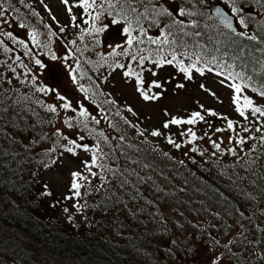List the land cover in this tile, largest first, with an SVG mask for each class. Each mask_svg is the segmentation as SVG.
I'll return each instance as SVG.
<instances>
[{"label": "snow or ice", "instance_id": "obj_1", "mask_svg": "<svg viewBox=\"0 0 264 264\" xmlns=\"http://www.w3.org/2000/svg\"><path fill=\"white\" fill-rule=\"evenodd\" d=\"M38 2L50 14L51 20L56 21V16L51 15L52 9L45 0H38ZM201 2L203 3L204 0H201ZM255 2L264 7V0H255ZM17 3L30 9L33 16H40L33 4H26L25 0H17ZM61 3L65 6V11L70 17V26L79 30L80 40H84L85 35L94 36L96 37L94 45L99 46L101 44L99 34L111 32L119 38L118 42L108 45L109 51L106 54H100V60L95 63V67L99 69L107 64L113 70L124 69L123 78L134 83L135 91L144 101H158L164 94L163 91H152L153 88L162 89L163 86L158 80H152L147 86L145 84L144 71H151L152 75H156L152 69L143 67L146 61H150L152 65L161 68L165 65H174L187 81L194 79V73L200 76H204L205 73H215L222 78L219 81L221 85H226L233 90L232 104L241 118L248 119L249 115L256 116L257 114L259 117H264V105H258L252 96L246 94V89L251 88L253 93H258L260 98H264V59L257 60L259 72L262 74L259 81L245 71V66L242 63H237L240 57L244 55L245 46L240 43L241 40L246 39L250 42L255 41L264 45V19L256 21L255 17L259 13L254 12L251 8L246 10L242 6L245 0H223L224 7L217 5L212 8L210 14L200 13L201 16H206L208 20L214 21L211 25L208 23L203 25L206 30H216V36L210 37L215 45L213 52H220L219 45L224 44L226 41L229 46H237L236 51L239 55H235L231 63L223 59V57L228 55L226 50L218 57L209 54L207 45L200 44L199 41L192 45L191 49L188 47L181 37H200L203 33L199 30L186 31L189 25L199 29L200 23L196 19L186 21L185 17L194 16L196 13L182 6L177 0H167V5L161 0H74V3H70V0H61ZM74 8L81 9V15L86 17L82 22L87 25V28H82L81 24L77 23L78 17L72 14ZM144 21H148L147 26H145ZM254 21V28H250V24ZM46 27L48 28L47 34L49 38L58 36V33L52 30L51 25H46ZM150 27L157 28L158 34L150 35ZM16 28L25 30L26 37L30 36L31 38L30 43L35 45L36 48H44L46 51L43 53L34 52L26 39L18 38V34L15 32ZM28 28L29 26L23 22L20 8L15 7L12 0H0V37L7 38V40L22 46L25 49L23 55L30 57L34 64L38 66V69H43L45 72L53 74L62 69L67 74L71 84L78 87L79 92L83 93L84 96L83 99L74 103L69 96L62 94L59 88L54 85L40 83L39 76L33 73L32 69L23 61L22 56L16 55L15 61L19 62L18 67L23 69V72H18L12 63L0 61V64H5L9 73L5 75V72L0 69V121L13 115L19 116L20 113L31 112L33 115H37L31 107L32 104H37L46 110L47 113L58 118L61 125L60 127H55L52 131V135L57 139L46 149L45 155L48 160L43 162V167L51 168L54 165L62 164L65 154L77 159H79L81 151L90 154L87 159L81 160L83 170L71 172V195L65 197L66 199L71 200L81 197V189L86 184H91L90 177H92L100 181L98 185H95L97 191L105 190L108 193L107 199H115L126 209L128 208V202L121 199L117 192L123 193L131 201L143 198L148 205H152L154 201L147 200L137 186V184H145L147 181L134 167H131L133 164L139 166L140 161L131 160V157L123 151L120 143L115 147L111 146L110 137L103 131L97 132L95 128L89 127L90 120L97 125L101 121L96 115L90 113L84 101L95 103L93 97L98 93L100 95H103V93L99 91L98 84L86 87L80 82L86 72L81 70L80 57L83 56L84 50L75 47L77 40H70L68 44L72 47H67L65 49L66 54L58 56L52 50L51 39L47 43L42 44L39 39L41 36L40 31L35 27L28 31ZM65 30L66 26H61L59 32L64 33ZM221 37L223 39H220ZM145 45H155L156 47L150 48ZM86 47L87 45H85ZM0 48L5 53L14 52V49L4 39H0ZM259 50L264 53V48ZM78 53L79 56L77 55ZM43 56L48 57L47 62L42 58ZM121 57L130 58L139 67L119 62L118 58ZM183 57H187V62ZM109 58H111V63H109ZM88 62L92 63V61ZM253 71H256V69L254 68ZM21 76L25 77V79L20 80ZM13 79H16L21 87L24 84L30 85L34 89V93L55 97L58 103H47L39 97L34 100L33 95H30L27 91H21V87L13 86ZM104 79L107 80V77H104ZM177 87L184 89L185 84L180 83ZM200 88L204 89L205 86L201 84ZM211 95L215 96L216 93L212 92ZM103 103L114 105L116 101L106 99ZM198 106L213 117L218 115L214 110L205 108L203 104H198ZM99 111L103 112L104 109L100 108ZM127 111L136 115L131 106H127ZM205 119L206 117L201 111H193L186 119L171 117L163 123V128L167 129L171 125H195L198 122L205 121ZM48 123H51V120ZM125 123L131 124L127 120ZM131 126L136 127V125ZM235 127L236 122L228 119L227 128L235 131ZM81 130L86 132L89 137L95 134L94 143L84 142L85 135L80 134ZM224 130L223 128H217L216 132H223ZM262 130L264 129H256L257 132ZM244 131L248 132L249 129L245 128ZM149 134L152 137L163 135L159 129H152ZM139 135L143 136L144 132L141 131ZM181 135L188 137L185 142L189 144L194 143L198 139H203V137H197L196 132L191 128H188ZM249 138L256 139V137ZM125 139L124 135H120L118 142H123ZM166 139L167 143L174 148L180 149L182 147V144L177 142L171 135H168ZM258 139L261 144H264V135H261ZM102 142L109 145L108 151L103 150ZM210 142L217 152L224 151L221 148V143L216 140H211ZM235 143L243 146L246 143V139L237 134ZM127 147L131 148L133 146L129 144ZM58 149L60 150L59 155L53 158L52 154L56 153ZM191 151L198 152L199 148L193 147ZM118 152L120 155L117 154ZM217 152H213L212 156H216ZM227 152L232 157L238 158L239 162L234 161L231 165L233 169L237 167L244 168L247 165L249 170H254L260 166L257 158L251 157V149L243 155L238 153L236 147L228 148ZM121 155L125 159L122 160ZM165 155L168 154L165 153ZM200 155L203 156L204 153L200 152ZM245 157L250 158L246 160ZM180 163H183V161H180ZM148 167V164L142 165L143 169ZM85 172H87V175H85ZM236 176L238 179L240 178L239 173ZM151 179V177L147 178V180ZM260 179L264 180V174L260 176ZM251 182L253 184L256 183L255 180ZM47 187V184L44 185L45 189ZM154 191L158 194V198L160 196L164 197V204L161 206L159 215L154 213H150V215L161 226L172 223L175 229L165 244L164 259L169 261L170 264H196L198 260L201 264H264V227H259L258 233L253 231L249 235L248 223L252 221L248 219L246 223L244 222L248 211L247 208L238 212L237 220L233 223L224 225L212 223L211 231H209L200 221L199 216L195 217V223L191 221L187 224L183 223L182 221L185 219L183 214L178 220L169 221L164 215L163 208L172 206L169 204V199L175 195V192L166 193L158 187ZM42 195L50 196L52 193L45 191ZM247 195L250 201L254 202L257 200L256 195L252 193ZM260 195L264 196V189L261 190ZM85 206L79 201L74 205L78 210L83 209ZM252 207L251 216H255L257 211L264 215V203L260 205L259 209L256 208L255 204ZM65 211H68V209H65ZM143 211L144 207H140L138 210V212ZM138 212H133L132 215H138ZM213 215L218 217L219 213H213ZM165 231H167L166 228ZM221 235L226 236L223 243L220 238ZM205 253H207L206 257L204 256Z\"/></svg>", "mask_w": 264, "mask_h": 264}, {"label": "trees", "instance_id": "obj_2", "mask_svg": "<svg viewBox=\"0 0 264 264\" xmlns=\"http://www.w3.org/2000/svg\"><path fill=\"white\" fill-rule=\"evenodd\" d=\"M35 2L36 0H25L26 4H33L40 16H33L30 9L19 5L17 0H12L13 5L20 8L23 22L30 28L35 27V23L43 17L41 9ZM161 2L167 5V0ZM177 2L196 13L194 16L185 17L186 21L196 19L200 23L199 29L189 25L186 31L199 30L203 33L200 37H181L190 49L199 41L200 44L207 45V52L211 55L220 57L226 50L228 55L223 59L228 63L232 62L235 55H239L236 51L237 46H229L227 41L219 45L220 52H213L215 45L210 37L216 36V30H206L203 25L205 23L211 25L214 21L200 15V13L210 14V0H204L203 3L201 0H177ZM242 6L246 10L251 8L259 13L255 17L256 21L264 19V7L255 0H245ZM144 23L145 26L148 25V21ZM254 23L255 21L250 24V28H254ZM154 31L158 33L157 28H149L150 35H154L152 34ZM240 43L245 46L244 55L237 63H242L245 71L259 81L262 74L259 72L257 60L264 59V53L259 50L264 48V45L246 39L241 40ZM183 58L187 62V57ZM118 59L126 65L139 67L128 57ZM152 66L156 69L155 73L161 70L159 69L161 67L152 65L150 61L145 62L144 67ZM164 67L177 70L174 65ZM254 68L256 71H253ZM110 70L111 73L116 70L124 71L113 68ZM147 72L144 71L143 74ZM104 100L102 97L97 103L101 107L104 105L103 109L109 116ZM117 113L113 112L112 117L109 116L112 128L117 134L110 137V144L115 147L120 143L131 160L140 161L139 166L133 164L131 167H134L147 182L137 186L144 197L153 200L154 203L148 205L143 198L131 201L123 193L117 192L121 199L128 202L126 209L115 199H107L108 193L105 190L97 191L95 185L100 181L91 177V184L85 185L84 190V200H86L84 205L91 216V225L82 227L62 223L60 218L49 212L53 209L52 201L48 202L50 196L42 195L50 186L45 178L47 171L56 167V165L51 168L43 167V162L48 160L45 152L49 147L45 148V146L48 143L52 145L56 140L52 132L45 133L41 124L37 122L36 115L31 112L20 113L19 116L13 115L0 121L1 264H170L164 259L165 244L175 229L172 223L161 226L150 215V213L159 215L164 204V197L158 198V194L154 191L157 187L166 193L175 192V195L169 199V204L172 206L163 208L164 215L169 221H176L183 214L185 218L183 223L187 224L189 221L195 223V217L199 216L206 229L211 231L212 223L231 224L237 220L238 212L247 208L244 222L246 223L248 219L252 221L248 223L249 235L253 231L258 233L259 227H264V215L257 211L255 216H251L253 204L259 209L264 203V196L260 195L261 190L264 189V180L260 179L264 174V144L256 139L251 140L245 144L241 154L251 149L250 155L257 158L259 167L249 170L246 165L244 168L233 169L231 167L233 162L239 161L229 152L217 153L216 156H212L215 151L205 152L200 148L198 152H193L191 151L193 147H188L176 134V140L180 141L182 147L171 149L173 146L165 139L169 147L165 148L151 141L145 134L139 135L138 129L131 126L134 123L125 115L121 113L117 115ZM126 120L131 124L125 123ZM120 135L126 137L125 141L118 142ZM129 144L133 147L128 148ZM102 145L103 150L108 151L109 145L103 142ZM59 151L58 149L53 153L52 157L59 155ZM200 152L204 155L201 156ZM117 154L120 155L119 152ZM249 158L245 157L246 160ZM121 159L125 157L121 155ZM143 164H148L149 167L143 169ZM148 177L152 179L147 180ZM253 180L256 181L255 184L251 182ZM46 184L47 189L44 188ZM50 192L54 194L55 190ZM248 193L256 195L257 200L250 201ZM140 207H144L143 212H138ZM133 212H138V215H132ZM213 213H219V216H214ZM220 238L223 243L226 236L221 235ZM196 263L199 264L198 261Z\"/></svg>", "mask_w": 264, "mask_h": 264}, {"label": "rangeland", "instance_id": "obj_3", "mask_svg": "<svg viewBox=\"0 0 264 264\" xmlns=\"http://www.w3.org/2000/svg\"><path fill=\"white\" fill-rule=\"evenodd\" d=\"M219 1L220 0H210L209 6H211L212 3ZM45 2L52 9L51 15H55L57 20H51L50 14L43 8L42 5L39 4L38 0H36L35 3L38 8L41 9L40 11L43 14V17L35 23V28L41 33L39 39L42 44L47 43L49 39H51L52 50L58 56H61L66 54L65 49L67 47H72L68 44V42L72 39L77 40L75 47L84 50L83 56L80 57L82 64L81 70L86 72V75L80 82L86 87L98 84L99 91L103 93V95L98 93L93 97V101H95V103L87 100L84 101L85 105L89 108L90 113L92 115H96L101 121L100 124L97 125L94 121L90 120V128H95L97 132L103 131L109 137L114 135L116 136V130L112 128V122L109 119V116L112 117L111 114L113 112H118L129 118L134 125H136L139 132L143 131L151 141L158 145L161 144L165 148H169L165 142L167 136L171 135L174 139H176V135H178L188 147H197L205 152H217V150L212 147L210 142L211 140H216L221 143V148L224 150L221 152H227L228 148L236 147L240 155L244 151L245 144L251 140H255L250 139L249 137H256V140L259 142L258 138L261 135H264V130L260 132L256 131L257 128L264 129V117H259L257 114L256 116L249 115L248 119L241 118L235 111V107L232 104L233 90L228 88L226 85H221L219 81L222 78L218 77L214 73H205L204 76H200L196 73L192 81H187L184 79L183 74L178 73L177 70L169 67H162L163 69L159 68L161 70H157L155 76L152 75L151 71H148L144 74L146 86L149 85L152 80H158L163 86L162 89L153 88L152 91H163L164 94L158 101H144L135 91L134 83L123 78L122 71L116 70L114 73H111L110 67H108L107 64L103 65L99 69L95 67V63L100 60V54H106L109 51L108 45L118 42L119 38L111 32L99 34V39L101 40V44L99 46L94 45V40L96 38L94 36L85 35V39L80 40V32L78 29L70 26V17L66 13L65 6L61 3V0H45ZM70 3H74V0H70ZM72 14L78 17L77 23H80L82 28H87V25H84L82 22L83 19H86V17L81 15V9L74 8ZM105 22H107V20H105ZM46 25H51L52 30L56 31L58 36L49 38L47 34L48 28ZM61 26H66L64 33L59 32ZM31 29L32 28L29 27L28 31ZM15 32L18 34L19 39H26L34 52L43 53L46 51L44 48L38 49L35 45H32L30 43L31 38L30 36L26 37L25 30L16 28ZM152 34L156 35L158 33L154 31ZM0 39H4L5 42L14 49V52L12 53H5L3 52V49L0 48V61L12 63L13 67H16L18 72H23L24 70L18 67L19 62L15 61V56L21 55L23 61L32 69L33 73L39 76L40 83L54 85L59 88L62 94L69 96L74 103L77 100L83 99L84 94L79 92L78 87L71 84L67 74L62 69L55 74L45 72L43 69H38V66L34 64V61L30 57L23 55L25 49H23L22 46L9 41L4 37H0ZM85 45H87L86 48ZM77 55L79 56V53ZM42 58L45 59L46 62L48 61V57L43 56ZM88 61H92V63H89ZM144 68L152 69L153 71L156 70L153 66L151 68ZM0 69L5 72V75L9 74L5 64H0ZM89 77H91V79H89ZM104 77H107V80H105ZM23 79H25V77L21 76L20 80ZM180 83L185 84L184 89H179L177 87ZM201 84L205 86L204 89L200 88ZM13 86L21 87L16 79H13ZM21 91H27L30 95H33L34 100L39 97L47 103H58L55 97L50 95L45 96L41 93H34V89L27 84H24L21 87ZM212 92H215L216 95H211ZM246 94L252 96L258 105H264V98H260L248 88L246 89ZM102 97H104L105 100L108 99L116 101L114 105L106 104L109 116L105 110L103 112L99 111L100 108L104 107V105L101 107V105L97 103ZM198 104H203L205 108L214 110L218 113V115L215 117L209 115L207 112L200 109ZM127 106H131L136 115L129 113L127 111ZM32 107L37 113V122L41 124L40 126L45 133L52 132L55 127L61 126L58 118L47 113L46 110L41 108L39 105L32 104ZM193 111H201L206 117L205 121L198 122L195 125H171L167 129L163 128V123L171 117L175 116L186 119ZM228 119L236 122L235 131L227 128ZM49 120H51V123H48ZM188 128H191L194 132H196L197 137H203V139H198L191 144L186 143L185 141L188 140V137L181 135V133L186 132ZM217 128H223L225 130L223 132H216ZM245 128L249 129V131L245 132ZM152 129H159L163 135L160 137H152L149 134ZM69 134L71 135V133ZM80 134L85 135L84 142L90 144L94 143L95 134H93L92 137H89L83 130H81ZM237 134L245 137L246 143L243 146L235 143ZM49 146H51V143H48L45 148H48ZM101 146L103 148V145ZM173 148L174 147L171 149ZM89 155L90 154L81 151L79 159H77L65 154L63 163L56 165L53 170L47 171L45 176L46 180L50 184L47 191L55 190V193L50 195V200H48V202L52 201L51 208L54 210L51 209L49 212L60 218L62 223L78 227L91 225V216L87 213L85 207L81 210L74 207L77 201L81 204L86 203V200H84L85 187L81 189V197L73 198L71 200L65 198L71 195V172L83 170L81 160L87 159ZM85 175H87V172H85ZM65 209H68V211H65ZM69 217H71V219H69ZM206 255L207 253L204 254L205 257ZM198 262L201 264L199 260Z\"/></svg>", "mask_w": 264, "mask_h": 264}, {"label": "water", "instance_id": "obj_4", "mask_svg": "<svg viewBox=\"0 0 264 264\" xmlns=\"http://www.w3.org/2000/svg\"><path fill=\"white\" fill-rule=\"evenodd\" d=\"M217 5H219V6H221V7H224V6H225L221 1H219V2H214V3L211 4V6H209V12L211 13L212 8H213L214 6H217ZM226 10H227V9H226ZM234 22H235V20H234Z\"/></svg>", "mask_w": 264, "mask_h": 264}]
</instances>
